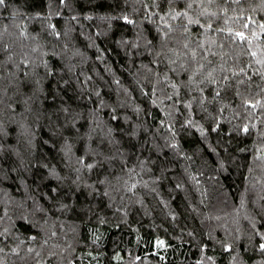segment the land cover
Segmentation results:
<instances>
[{"label": "trees", "instance_id": "obj_1", "mask_svg": "<svg viewBox=\"0 0 264 264\" xmlns=\"http://www.w3.org/2000/svg\"><path fill=\"white\" fill-rule=\"evenodd\" d=\"M264 0H4L0 264H264Z\"/></svg>", "mask_w": 264, "mask_h": 264}, {"label": "snow or ice", "instance_id": "obj_2", "mask_svg": "<svg viewBox=\"0 0 264 264\" xmlns=\"http://www.w3.org/2000/svg\"><path fill=\"white\" fill-rule=\"evenodd\" d=\"M4 4V0H0V5ZM264 247V246H262Z\"/></svg>", "mask_w": 264, "mask_h": 264}]
</instances>
